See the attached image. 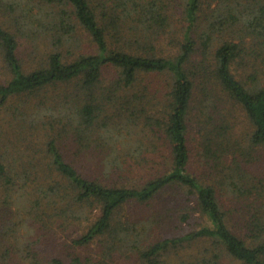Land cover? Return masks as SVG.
Returning <instances> with one entry per match:
<instances>
[{
	"label": "trees",
	"instance_id": "obj_1",
	"mask_svg": "<svg viewBox=\"0 0 264 264\" xmlns=\"http://www.w3.org/2000/svg\"><path fill=\"white\" fill-rule=\"evenodd\" d=\"M179 3L176 29L175 0H0V105L19 100L47 139L22 169L0 156V192L29 220L99 210L72 246L99 243L100 258L70 264H114L117 251L136 264H264V0ZM156 74L169 79L163 101L146 91ZM167 193L160 217L177 232L151 239L152 216L118 220ZM28 264L66 262L31 252Z\"/></svg>",
	"mask_w": 264,
	"mask_h": 264
},
{
	"label": "rangeland",
	"instance_id": "obj_2",
	"mask_svg": "<svg viewBox=\"0 0 264 264\" xmlns=\"http://www.w3.org/2000/svg\"><path fill=\"white\" fill-rule=\"evenodd\" d=\"M176 20L174 27L180 29L183 23L180 19V10H182L179 0H175ZM206 6V5H205ZM207 10V8H206ZM3 11H0V22L3 21ZM182 18V17H181ZM181 26V27H180ZM179 34L178 36H180ZM83 45L90 46L88 38ZM92 49H88L91 52ZM22 57L28 59V63H32L27 53L23 51ZM234 72L237 71L234 69ZM149 87L146 91L152 96L158 97L160 101L166 99L168 92L167 85L169 79L165 74L147 75L144 79ZM26 99V98H23ZM36 102V101H35ZM27 111L24 105L17 99L12 100L9 104L0 105V156H8L15 160L22 169L23 165L42 155L40 147L47 141L44 132L38 131L34 126V118L27 117ZM233 124L236 136L243 138L251 130L249 121L244 112L240 108L233 111ZM195 161V160H194ZM194 168L199 167V162H194ZM2 187L0 186V189ZM172 192H169L171 194ZM168 193L158 197L157 203L152 208L146 205L131 204L124 207L118 214V220L121 222L139 223L143 220H150V216L154 222L151 225V231L148 237L156 239L158 237L167 236V234L177 232L179 228H175V224L168 222L165 217H160L163 210L172 207V197ZM7 198L3 192H0V264H28L29 254L36 253L45 262L52 257H59L66 264H70L75 256L82 259L94 258L99 259L101 256V247L99 243H93L87 247L75 248L72 246V240L79 238L86 233L95 216L99 214V210L94 208L89 213H94L91 221L66 220L63 216H55L52 212L43 214L38 221L31 217V220L25 219V213L21 207V198ZM95 210V211H94ZM159 218H162L158 220ZM157 221V223H155ZM114 264H136V258L133 253L117 251L114 255ZM224 264H238L231 259L224 261Z\"/></svg>",
	"mask_w": 264,
	"mask_h": 264
}]
</instances>
